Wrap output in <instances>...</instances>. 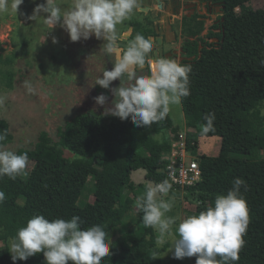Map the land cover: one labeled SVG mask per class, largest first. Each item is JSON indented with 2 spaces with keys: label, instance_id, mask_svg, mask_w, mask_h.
Instances as JSON below:
<instances>
[{
  "label": "trees",
  "instance_id": "obj_1",
  "mask_svg": "<svg viewBox=\"0 0 264 264\" xmlns=\"http://www.w3.org/2000/svg\"><path fill=\"white\" fill-rule=\"evenodd\" d=\"M248 1L251 0H222L221 31L210 33L218 38L217 46L208 43L199 49L195 40L183 43L185 54L193 57L181 62L192 65L190 95L181 102L185 140L187 148L197 157L202 176L184 189L197 193L207 203L197 208L198 214L217 194L226 193L234 178L244 179L247 189L242 187L241 192L250 222L235 264H264V157L260 158V152L264 151V116L259 108L264 101V66L259 65L264 58V7L247 8L237 14L235 8ZM198 17L197 14L184 17L183 35L194 37L201 32L203 21ZM123 26L126 28L118 30L119 34L132 28L134 38L138 33L146 38L155 35L152 21L146 16H130ZM0 78L7 87L13 86L9 70L0 67ZM210 111L216 116L215 131L202 135L203 116ZM168 131L171 137L164 135ZM0 133H6V140L0 142L3 147L11 139L9 124L3 119ZM202 136L220 137L217 155L198 154ZM177 138L178 128L170 115L151 127H137L130 118L122 121L93 110L67 119L57 131V140L48 132H41L32 149L16 151L27 152L34 160L30 174L24 179L20 176L0 179V190L6 195L0 203V241L14 237L17 229L37 214L50 220H67L76 215L83 221L82 229L98 224L109 233L123 224L133 207L137 185L143 189L138 198L146 191L147 186L136 185L131 179L133 171L146 170V178L151 182L169 181L164 154ZM63 148L79 158H66ZM96 162H100V167L95 166ZM90 177L95 187L94 200L78 204ZM142 215L138 212L135 228L125 230L112 241L111 255L101 264L161 261L159 257L152 258L154 250L157 254L162 251L157 246V232L144 226ZM0 264H13L7 247L0 246ZM16 264H45V260L42 253H37L25 261L17 260ZM169 264L182 262L172 257Z\"/></svg>",
  "mask_w": 264,
  "mask_h": 264
},
{
  "label": "clouds",
  "instance_id": "obj_2",
  "mask_svg": "<svg viewBox=\"0 0 264 264\" xmlns=\"http://www.w3.org/2000/svg\"><path fill=\"white\" fill-rule=\"evenodd\" d=\"M24 0H0V14L11 11L17 15ZM139 7V0H72L67 10L62 9L56 0H44L33 9L32 20L43 17V22L53 28L62 27L71 42L87 40L92 36L105 40L106 53L115 57L110 70L104 69L95 84L109 89L113 95L111 107H104V115H112L120 120L131 119L137 127L151 125L169 117L173 106L181 104L190 95L189 74L191 64H182L176 59L156 56L153 60L154 42L142 34L126 44L119 42L117 25L129 19ZM52 42L57 43L55 37ZM149 66V74L138 75V70ZM259 65L264 66V58ZM119 80V86L112 82ZM127 80L124 86L121 81ZM29 94L35 89L25 81ZM97 105L105 106L107 97L96 96ZM214 112L203 116L200 133L206 135L215 131ZM6 140V133H0V142ZM29 162L27 152H16L0 146V179L7 176L16 179L26 174ZM226 193L217 194L214 201L198 214L184 218L170 216L174 199L164 200L172 189L167 180L149 183L145 193L137 200L136 208L142 212L146 228L159 232L157 245L163 246L166 235L175 238L167 252L173 258L182 260L195 256V264H235L245 244L244 236L250 222L247 202L241 192L247 189L244 179L236 177ZM6 199L0 190V203ZM179 221V222H177ZM79 216L70 219H48L43 214L29 218L9 239L8 252L13 264L25 261L37 253H42L45 264H101L111 255L112 241L101 225L81 228ZM159 257L154 250L152 258ZM219 258V259H218Z\"/></svg>",
  "mask_w": 264,
  "mask_h": 264
},
{
  "label": "rangeland",
  "instance_id": "obj_3",
  "mask_svg": "<svg viewBox=\"0 0 264 264\" xmlns=\"http://www.w3.org/2000/svg\"><path fill=\"white\" fill-rule=\"evenodd\" d=\"M56 2L64 10L72 4V0H56ZM41 3H44V0H24L18 8L17 15L11 11L0 14L2 56L0 67L13 74L11 88L7 87L0 78V119L8 122L11 133V139L3 145V148L8 150L32 149L43 131L57 140V131L67 119L87 110L103 113L104 107H111L113 100L109 89L102 90L94 83L104 69L110 70L114 63L115 57L105 51L107 41L92 36L87 40L71 42L67 32L59 25L51 28L43 22V17L32 20L30 17L33 9ZM261 7H264V0H251L236 7L235 12L240 14L247 8ZM193 14L199 15L198 19L203 21V28L197 36L187 37L183 35V19ZM132 16L139 18L146 16L152 21L155 35L148 38L154 42L153 60L156 56H164L181 63L183 60L193 59L183 50L185 40L197 41L199 49L208 43L218 45V38L210 36V33L221 31L223 2L222 0H139V7L134 10ZM123 28H126L123 23L117 25V35L119 42L126 44L134 37L131 36L132 28L119 34L118 30ZM52 37L56 38L57 43L52 42ZM143 71H148L145 74H149L147 64L143 70H138L137 74L142 75ZM25 81L35 89L33 94L27 92ZM126 81H121V84L127 86ZM117 86L119 80L113 81L112 87ZM101 93L108 98L105 106L97 105L94 99ZM259 108L261 115L264 116V101ZM170 117L178 132L185 134L186 125L181 104L173 106ZM164 135L171 137L172 133L168 131ZM220 143L221 140L217 137L203 138L201 142L199 141L197 152L215 156L219 152ZM63 152L70 160L79 158L66 148H63ZM263 157L264 151H261L260 158ZM33 166L34 160L29 158L26 174H21L20 177L26 178ZM95 166L100 167V162H96ZM145 182L140 184L147 186L153 183L147 182V178ZM94 190V182L90 177L78 204L92 202ZM142 193V187L137 185L133 207L126 214L123 224L108 233L111 241L125 230L136 227L135 221L138 217L136 202ZM162 198L166 201L174 199V207L167 215L178 216L181 219L195 214L199 206L207 204L197 193H189L184 188L177 190L173 188ZM155 230L159 236L158 230ZM174 238L173 230L172 235L165 236L166 243L162 247L157 245L162 251L158 254L161 261L156 264H169L173 256L167 250L171 247ZM9 239L0 241V246L8 248ZM195 259V256L185 257L181 262L195 264Z\"/></svg>",
  "mask_w": 264,
  "mask_h": 264
},
{
  "label": "built area",
  "instance_id": "obj_4",
  "mask_svg": "<svg viewBox=\"0 0 264 264\" xmlns=\"http://www.w3.org/2000/svg\"><path fill=\"white\" fill-rule=\"evenodd\" d=\"M186 134L178 132V138L171 141L170 149L165 152L166 175L172 188H186L201 180V170L196 156L186 146Z\"/></svg>",
  "mask_w": 264,
  "mask_h": 264
},
{
  "label": "crops",
  "instance_id": "obj_5",
  "mask_svg": "<svg viewBox=\"0 0 264 264\" xmlns=\"http://www.w3.org/2000/svg\"><path fill=\"white\" fill-rule=\"evenodd\" d=\"M185 123V120H184ZM213 137H217L220 138L218 136H202L199 138V141L201 142V140L203 138H213ZM221 140V139H220ZM131 178L132 180L136 183V184H140V183H146V170L144 169H138L135 170L131 173ZM147 182H149V180L147 179Z\"/></svg>",
  "mask_w": 264,
  "mask_h": 264
}]
</instances>
